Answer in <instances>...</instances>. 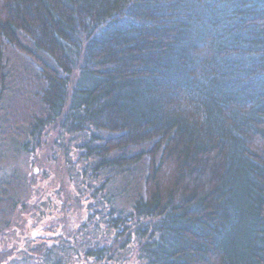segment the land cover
<instances>
[{
  "label": "trees",
  "instance_id": "trees-1",
  "mask_svg": "<svg viewBox=\"0 0 264 264\" xmlns=\"http://www.w3.org/2000/svg\"><path fill=\"white\" fill-rule=\"evenodd\" d=\"M0 264H264V0H0Z\"/></svg>",
  "mask_w": 264,
  "mask_h": 264
},
{
  "label": "rangeland",
  "instance_id": "rangeland-1",
  "mask_svg": "<svg viewBox=\"0 0 264 264\" xmlns=\"http://www.w3.org/2000/svg\"><path fill=\"white\" fill-rule=\"evenodd\" d=\"M34 169H35V171H34L35 174H38L39 173L38 166H34ZM53 171H54V168L52 167L47 173L55 175V173ZM44 183H48V182L45 180ZM46 219L49 220V218H47V217H46ZM39 221H40V218H35V219L31 220L28 224V229L33 230L35 228V226L41 227L43 225V223H39Z\"/></svg>",
  "mask_w": 264,
  "mask_h": 264
}]
</instances>
